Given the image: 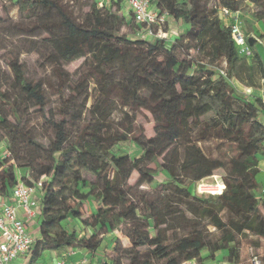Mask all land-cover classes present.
<instances>
[{
	"label": "trees",
	"instance_id": "1",
	"mask_svg": "<svg viewBox=\"0 0 264 264\" xmlns=\"http://www.w3.org/2000/svg\"><path fill=\"white\" fill-rule=\"evenodd\" d=\"M155 1L177 23L189 25L183 36L167 42L141 38L136 31L129 38L121 33L122 26L127 23L138 30L139 25L121 14V1L107 8L93 0L83 18L63 0L13 1L36 15V21L22 28L30 36H42L61 96L70 85L62 64L89 56L91 65L82 82L72 85L71 95L62 97L56 119L47 107L43 82L29 79L18 54L7 50L2 55L20 94L43 112L53 131L46 144L26 128L19 96L4 89L0 67V130L11 139L12 153L9 159L0 158V195H10L19 181L44 179L40 236L25 264H39L45 251L71 248L93 254L102 244L100 232L121 224L133 244L125 250L129 264H182L193 259L207 264L219 250L228 252L227 261L240 263V246L232 235L238 218L243 220L240 232L264 240V213L259 207L261 201L264 205V193L263 199L257 196L259 156L264 155V100L255 95L264 79V59L257 47L264 32L249 44L251 54H240L216 7L242 10L252 5L253 17L264 24V0ZM196 47L206 48L207 61L193 57L191 50ZM211 64L217 70L208 69ZM91 78L100 98L88 109L90 120L71 130L69 116L76 117L75 109L70 111L73 97L82 86L88 88ZM234 78L250 92L237 90L230 81ZM4 105L10 106L11 117L3 111ZM116 105L124 109L123 117L112 126L109 120ZM145 121L153 122V135H146ZM212 137L233 144L236 153L226 160L209 157L199 142ZM15 139H23L24 147L16 146ZM127 141L141 149L139 156L115 152ZM158 159L167 181L162 195L151 198L140 187L154 182L147 164ZM135 171L138 180L132 185ZM215 174L225 184L222 193L192 190ZM88 199L97 204L92 214H86ZM70 218L79 219L93 232L70 231L64 225ZM210 226L222 236L214 238ZM259 257L264 262V254Z\"/></svg>",
	"mask_w": 264,
	"mask_h": 264
},
{
	"label": "rangeland",
	"instance_id": "2",
	"mask_svg": "<svg viewBox=\"0 0 264 264\" xmlns=\"http://www.w3.org/2000/svg\"><path fill=\"white\" fill-rule=\"evenodd\" d=\"M14 0H0V67L3 79V87L4 89H8L10 93L15 96H19V102L21 111L26 115V123L25 126L29 129L32 135L45 142L46 144H50L53 131L50 126V123L47 121V118L41 112L33 101H28L20 94L19 88L15 86L14 74L11 69L7 65L6 61L3 58V54L7 50H11L14 53L19 55L20 60L25 64L27 75L29 79L38 81L41 80L43 82L45 98L47 102V107L51 109L55 118L59 117V106L62 97H68L72 93V85L82 82V76L89 74L90 71V63L88 62L89 56L80 57L71 62H64L62 64V70L65 78L69 81L70 85L64 89L63 96L60 94V89L58 88V75L53 65L46 59V53L49 51L45 47V44L42 42V36H30L26 34V31L23 30L22 27H26L31 25L34 21H36L37 17L33 13H27L19 6L13 3ZM63 2L70 7L74 14L77 17L83 18L85 13H87L92 5L93 0H63ZM41 14L44 13L43 10L39 11ZM243 13V28L247 33L248 37L252 34L253 37H259L261 33L264 32V24L263 22L255 23L253 19L249 18L247 15H253V7L252 5L246 4L242 9ZM189 26V25H187ZM187 28V27H186ZM136 29L133 26L125 23L121 28V33L126 34L129 38H133L136 33ZM185 32V31H184ZM182 32V34H184ZM180 34V36H183ZM176 35H178V30ZM206 47V46H205ZM258 47L264 58V40L258 39ZM191 54L195 59L205 58L206 56V48L201 49L200 47H196L191 50ZM185 56V53L182 54V57ZM206 59V58H205ZM207 61V59H206ZM224 65V64H223ZM208 69L217 70L212 64L209 65ZM198 74H201L198 71ZM231 83L236 87V89L241 92L248 93L247 89H245V85L239 82L237 79H231ZM99 94L94 80H90L87 86H82L80 89V93L73 97V107L71 108V112L73 109L76 111V117L69 116L70 123L69 129H74L75 126L79 123H83L84 121H88L91 118V115L88 112V109L92 104L98 100ZM3 111L10 116V106L4 105ZM124 109L119 105H116L112 111L109 122L112 126H117L120 124L123 117ZM14 120V118H11ZM137 119L141 121L142 119L137 116ZM15 121V120H14ZM146 127V135L150 136L154 134L153 122L145 121L143 122ZM73 134V131H72ZM11 139L6 136V132L2 129L0 130V158L1 159H9L12 157V153L10 151ZM14 144L16 146L20 145L24 147L23 139H15ZM199 145L202 147L204 152L212 158H222L226 160L227 158L233 156L236 153L235 146L229 142H226L222 139L212 137L207 140H203L199 142ZM29 150V149H28ZM25 150V151H28ZM30 152L33 150L30 149ZM115 152L118 154H130L133 157H137L141 154V149L136 146L133 142L127 141L119 145V147L115 148ZM13 163L16 164L15 160H12ZM161 159H158L155 162H150L147 164V168L150 169L154 175L155 180L151 184L142 185L140 188L143 189L151 198H158L163 193V183L167 181V177L165 175V171L162 172L160 169ZM23 172V169H21ZM18 176L20 177V170L17 169ZM138 180V172L135 171L130 179V184H135ZM257 180L260 184V189L257 191V196L259 199H263L264 193V175L263 173H258ZM222 178L219 174H215L213 176L207 177L200 182H197L192 186V190L194 188L196 192H199L198 186L199 184L204 185V189H211L213 191V187L217 186L220 189V185L222 184ZM206 193V192H204ZM209 193V192H208ZM87 203V212L86 214H92L97 210V204L92 200L88 199ZM260 210L264 213V205L263 201L260 202ZM223 218L228 220L227 214L223 213ZM236 224L234 226L233 234L237 237L236 241L240 246V263H232L231 264H252V256L258 254L259 256L264 254V240L259 238L258 236L253 235L249 231L243 230L240 232V224L243 221L241 218L236 219ZM238 223V224H237ZM64 225L67 229L72 231L76 229L80 232V234H91L93 230L91 228L85 227L84 224L76 218H70L69 220L64 222ZM124 225L121 224L117 229L110 230L107 232H100L102 236V244L98 248V250L91 254L89 253L90 262L93 264L97 262L98 264H114L120 261V264H129L128 259L126 258V249H130L133 244L130 238L123 231ZM210 231L213 232L214 238H219L222 236V232L210 226ZM34 237L38 238L40 236L39 229L37 226L33 227L31 230ZM256 245L259 247H256ZM252 246L254 249L252 250ZM66 252V251H65ZM83 252V251H82ZM253 252V253H252ZM87 253V252H85ZM203 255H206V250H203ZM81 254L78 253L74 256H69L68 253H63L64 257H68L69 264H71V259L76 258ZM228 252L226 250H219L216 253V258L220 260L226 259V255ZM60 257V256H57ZM52 255L49 251H45L44 255L41 259V264H47L52 261ZM21 261H16L14 264H20ZM198 264V262L196 261Z\"/></svg>",
	"mask_w": 264,
	"mask_h": 264
},
{
	"label": "built area",
	"instance_id": "3",
	"mask_svg": "<svg viewBox=\"0 0 264 264\" xmlns=\"http://www.w3.org/2000/svg\"><path fill=\"white\" fill-rule=\"evenodd\" d=\"M99 7L115 8L121 1V14L133 19L138 25L137 36L141 38H161L171 42L177 33L178 23L168 11L161 10L155 0H94ZM221 19L230 27L233 40L242 55L251 54L247 33L243 28L242 10H231L218 6ZM223 73V70H221ZM247 92L250 89L247 88ZM43 178L25 183L17 182L10 195H0V264H14L17 260L25 264L26 257L32 249L36 237L33 236L29 221L40 222L42 207L40 197L43 192ZM225 184L219 191L204 189L199 184V194L216 195L223 192ZM209 192V193H208ZM198 193V192H197ZM252 264H264L258 255L252 256ZM53 264H67L64 257H56ZM71 264H92L88 256L72 261ZM182 264H197L196 260L184 261Z\"/></svg>",
	"mask_w": 264,
	"mask_h": 264
},
{
	"label": "crops",
	"instance_id": "4",
	"mask_svg": "<svg viewBox=\"0 0 264 264\" xmlns=\"http://www.w3.org/2000/svg\"><path fill=\"white\" fill-rule=\"evenodd\" d=\"M247 16H248L249 18L253 19L255 23H256V22L259 23V21H257V20L253 17L252 14H251V15H247ZM242 17H243V16H242ZM186 27H188L187 24H183V25H182V24H179V23H178V26H177V29H178V35L182 34V32L185 31ZM256 38L258 39L257 36H256ZM259 41H260V39H259ZM257 47H258V44H257ZM258 49H259V47H258ZM263 59H264V58H263ZM245 89H247V88L245 87ZM255 95L262 97V99L264 100V79L262 80V86H261L260 88H257V89L255 90ZM262 120L264 121V115H262ZM259 158H260V164H259V165H260V173H263V175H264V155H260ZM28 225H29L30 230H32L33 227H35V226H37V228L39 229V222L29 221V220H28ZM65 251H66V252H65ZM49 252L51 253V255H52V259H53V260H52L50 263H47V264H53V262H54V260H55V258H56L57 256L64 257V256H63V253H68L69 256H71V255L74 256V255L77 254V251H75V250H73V249H71V248H68V249L62 250V251H60V253L57 252V251H49ZM78 253H80V251H78ZM69 256H68L67 258L64 257V258L66 259V261H67V264H69V261H68ZM83 256H89V253H88V252L85 253V252H82V251H81V254H80L79 256H77L76 258L71 259V260H72V261H75V260H78V259L82 258ZM72 261H71V262H72ZM39 264H41V262H40ZM207 264H231V263H230L229 261H227L226 259L220 260L219 258H216V259H214V260H210V261H208Z\"/></svg>",
	"mask_w": 264,
	"mask_h": 264
},
{
	"label": "water",
	"instance_id": "5",
	"mask_svg": "<svg viewBox=\"0 0 264 264\" xmlns=\"http://www.w3.org/2000/svg\"><path fill=\"white\" fill-rule=\"evenodd\" d=\"M255 40H256L255 37H252V36L248 37V43H249L250 45H253L254 42H255Z\"/></svg>",
	"mask_w": 264,
	"mask_h": 264
},
{
	"label": "bare ground",
	"instance_id": "6",
	"mask_svg": "<svg viewBox=\"0 0 264 264\" xmlns=\"http://www.w3.org/2000/svg\"><path fill=\"white\" fill-rule=\"evenodd\" d=\"M221 188H222V184L220 185V189H221ZM220 189H219V190H220ZM219 190H218V191H219Z\"/></svg>",
	"mask_w": 264,
	"mask_h": 264
}]
</instances>
